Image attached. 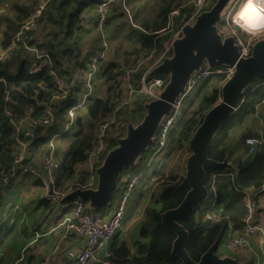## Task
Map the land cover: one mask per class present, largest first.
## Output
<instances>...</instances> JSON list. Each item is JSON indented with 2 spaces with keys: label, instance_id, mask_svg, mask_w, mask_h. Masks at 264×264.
Masks as SVG:
<instances>
[{
  "label": "trees",
  "instance_id": "1",
  "mask_svg": "<svg viewBox=\"0 0 264 264\" xmlns=\"http://www.w3.org/2000/svg\"><path fill=\"white\" fill-rule=\"evenodd\" d=\"M43 1L46 2L36 18V26L25 40L28 48L19 44L0 60V210L7 206L5 203L8 200H4V196L10 198L15 192L10 186L26 182L28 178L32 179L31 185L34 187L44 188V178L48 183V197L38 200L36 204V208L41 207L43 213L48 212L54 202L52 192L65 194L66 191L96 187V168L102 164L106 153L115 148L117 141L125 136L126 125H137L141 122L144 105L153 100L143 93H135L128 102H124L128 97L123 69L136 67L149 57L144 62L146 65L143 63L132 76L136 86L145 68L156 62L164 50V43L180 26L182 19L187 18L193 10L189 5L191 0H125L132 12L129 21L121 0L110 4L106 9V21L108 40L112 47L97 62L96 94L89 101L82 116L75 121V130L61 133L58 128L64 124L65 109L68 104L76 101L74 97L79 88L66 101H53L51 96L55 91L54 78H70L74 72L83 75L88 69L90 57L100 51L101 41L97 25L80 27L79 20L84 10L94 8L102 0H0V50H6L11 45L15 34L35 14ZM215 1L211 0L204 11L209 10ZM146 6L151 7L152 11L146 13ZM176 11L178 13L172 18L173 29L169 31L168 16ZM122 29H126L125 48L118 54L121 45L116 46L115 50L112 43L117 42ZM33 65L39 66L40 70L30 72ZM160 77L164 86L168 77ZM225 79L224 76L216 75L197 85L193 96L184 101L179 117L168 130L166 147L155 164L153 160L158 155L155 153L157 136L154 145L143 152L133 169L123 168L113 200L105 208L96 211L109 213L122 196L127 182L132 177L143 175L145 180L135 189V199L131 205L133 209L143 211L142 217L136 221L135 229H131L129 234L119 231L113 237L108 243L106 254L101 256L103 262L183 264L178 257L171 254L176 235L163 224L161 216L164 212L178 207L189 190L188 186L181 185V176L168 178L166 170L170 161L190 140L205 113L216 105ZM258 81L260 80L243 92L240 106L220 125L207 151L209 158L216 162L226 158L234 170L204 168L207 175V198L196 212L190 211L176 220L188 233L185 248L194 262H198L211 246L219 247L229 223L236 232L243 231L246 198L249 197L254 206H257L259 194L256 191L264 180V154H250L245 149L236 162L230 161V157L236 140L261 135L256 132L236 137V131L242 127L245 119L254 116L256 108L264 103V88L255 87ZM120 104L121 107L115 113L118 123L104 133L103 155L94 163V180L89 184L91 174L88 167L77 173L74 168L78 164L87 163L89 154L98 141V128L111 117L114 107ZM48 109L54 117L51 125L29 126L30 119L42 117ZM19 126L20 131L17 132ZM27 127L32 130V138L25 150V159L16 163L20 152L19 142L26 140L21 131ZM53 134H58L54 151L59 165L51 173L52 182H49L44 158L49 151L48 143ZM22 168L32 169L33 172L18 171L4 185V177H9L14 169ZM18 178L21 179L19 183ZM84 204L83 212L86 213L89 208L87 203ZM207 212L213 217V222L206 220ZM4 214L7 215V212ZM64 215L65 213L60 214L55 223L58 224ZM19 220L15 215H10L9 218H4V215L0 217V264H33L35 261L33 255L20 261V258L10 257L4 251L7 245H16ZM25 230L23 226L20 232Z\"/></svg>",
  "mask_w": 264,
  "mask_h": 264
},
{
  "label": "built area",
  "instance_id": "2",
  "mask_svg": "<svg viewBox=\"0 0 264 264\" xmlns=\"http://www.w3.org/2000/svg\"><path fill=\"white\" fill-rule=\"evenodd\" d=\"M118 0H102L94 8L86 9L81 13L80 16V27H88L92 24L97 25V29L100 33V51L95 53L90 57V63L88 69L80 75L79 72H74L70 78L66 77H56L55 80V91L51 96L53 101L64 102L68 100L69 95L76 89L79 91L75 94L74 102L68 104L65 109L64 125L61 133L71 132L74 129L75 121L80 118L83 114L84 109L89 104V101L96 94V79L95 74L97 71V62L104 58L108 52L109 48V34L106 21V9L112 4L116 3ZM211 0H191L189 3L193 10L191 14L186 18L189 24H193L195 17L204 11L208 3ZM46 2V1H45ZM43 1L42 5L36 10L35 14L31 16L28 20L24 22V25L15 34L11 41V45L6 48V50H0V60L6 57L8 51L12 50L15 46L21 44L27 47L25 42L28 34L32 32L36 26V18L40 15L44 7ZM122 7L130 21V11L125 3V0H121ZM244 0H231V2L224 8L221 14V22L218 26V32L222 36L232 37L234 43L237 47L238 56L241 58L250 57V53L254 43L258 40L264 38V31L262 32H250L238 27L236 23V15L239 12ZM178 12H173L168 16L169 24L168 29L171 31L173 29L172 18L176 16ZM180 36V26L171 36V41L163 45L164 50L158 56V59L153 64L147 66L141 75L140 82L134 86L133 74L136 73L140 66L143 65L144 61H141L139 65L132 68H124L122 75L125 85H127V99L124 102H128L132 95L135 93H144L151 99H155L157 92L163 86V79L159 76H152L151 70L158 65L165 57H169L171 53L170 43L172 40ZM31 51L35 52L33 49ZM149 59V57H148ZM147 59V60H148ZM40 70L39 66L33 65L30 68V72H38ZM234 72L233 66H215V68H208L206 66L202 67L198 71L190 74L187 79L183 91L178 94L172 106V111L167 115L160 124V129L158 131L157 138V149L156 152L164 149L167 144L168 130L171 125L179 117L182 105L185 100L192 97L197 85L200 83L216 77V75L224 76L227 80L232 76ZM262 86L264 88V80H260L255 83V87ZM220 98H218L217 102ZM120 105L114 107V112L111 117L105 121L97 130L98 141L94 150L89 154L90 157L87 161L89 165V171L91 174V180L89 184H92L94 180V175L92 174L94 163L99 157H101L102 151L105 147L104 133L105 131L117 124V118L115 113L120 108ZM54 122L53 113L50 109L46 113L37 119H30L29 126L34 127H46ZM24 129H31L30 127ZM22 129V130H24ZM20 131V126L17 127V132ZM32 132L27 131L23 137L26 140L19 142L20 152L17 155L16 163H21L25 159V150L27 148L29 139L32 138ZM58 134H53L49 140L48 146L49 151L44 158V164L46 167V172L48 175L49 182H52L51 173L58 168L59 162L55 156L54 142ZM244 145L250 154L260 153L264 154V136L259 135L255 137H247L244 140ZM32 169L22 168L20 170L14 169L9 177L3 178L4 185H7L11 178L17 174L18 171L26 173ZM42 178V176H39ZM43 179V178H42ZM145 180V176L139 175L132 177L126 184L122 196L115 203L113 209L110 213H101L94 210H89L86 213L83 212L85 209V204L79 199H75L67 204L63 209L65 213L64 218L56 224L50 232H57L58 242L54 247L55 250H59L63 247L65 249V263L66 264H91L92 261L96 260V253L106 247V245L113 239V237L120 231L122 223L126 215V207L130 200V195L134 189H136ZM44 184L47 187V182L44 178ZM65 194H57L52 192L54 202L59 203V200L63 198ZM257 194L264 193V180L261 186L256 191ZM245 213L242 219L243 231L236 232L234 227L229 223L228 229L223 235L221 241L223 246L228 252H239L243 251L247 253L252 259L254 264H264V207L255 208L254 203L250 198H246L245 201ZM141 210L136 212L137 219L142 217ZM206 220L211 222L214 221L210 213L207 212L205 216ZM39 237V235H37ZM73 239H80L83 241V245L79 250H73L70 246ZM220 241V242H221ZM37 264H49L47 258L39 260ZM100 264H114L111 262H100Z\"/></svg>",
  "mask_w": 264,
  "mask_h": 264
},
{
  "label": "water",
  "instance_id": "3",
  "mask_svg": "<svg viewBox=\"0 0 264 264\" xmlns=\"http://www.w3.org/2000/svg\"><path fill=\"white\" fill-rule=\"evenodd\" d=\"M230 2L231 0H216L209 10L195 17L193 24H189L186 18L182 19L180 36L170 43V56L151 70V75H166L168 81L157 97L144 105L141 122L137 125L128 123L125 136L117 141L115 148L106 153L102 164L95 170L97 184L94 189H75L59 200L60 204H67L79 199L87 203L89 210L94 211L105 208L113 200L123 168L133 169L143 152L154 145L160 124L171 113L174 101L183 91L189 75L204 66L210 69L215 66H233L232 76L220 87L219 101L205 113L188 141L190 155L185 161L181 185L188 186L189 191L178 207L161 216L163 224L176 235L171 254L183 264H240L229 256L219 257L215 246L203 253L198 262L192 261L185 248L188 233L176 223L177 219L188 212H196L207 198V175L204 168L234 170L226 158L216 162L209 158L207 151L220 125L240 106L243 92L255 81L264 80V39L254 43L250 57L241 58L234 39H222L218 32L222 11ZM258 114L264 119V115ZM27 131L32 132L31 129H24L21 135L24 136Z\"/></svg>",
  "mask_w": 264,
  "mask_h": 264
},
{
  "label": "crops",
  "instance_id": "4",
  "mask_svg": "<svg viewBox=\"0 0 264 264\" xmlns=\"http://www.w3.org/2000/svg\"><path fill=\"white\" fill-rule=\"evenodd\" d=\"M220 36L222 39L228 38L226 36H222V35ZM170 41H171V37L166 43ZM159 91L157 92L156 96L158 95ZM255 113L256 114H254V116L248 117L245 119L242 127L239 130H237V131H240L241 133L238 134V132L236 131L237 132L236 137H240V136L243 137L246 133L255 134L256 132L260 133L261 135H264L263 134L264 133V119L261 118L258 114V113H261L262 115H264V103L256 108ZM245 139L236 140V142L240 143V146L238 148L234 147L236 142L233 144V150H232L233 152L231 154L230 161L236 162L237 159L242 155V153L246 149L244 145ZM156 154L158 155L153 160L154 164L160 159V154H162V152H157ZM189 155H190V152L188 150V142H187L179 150V153L172 159L166 171L167 172L166 176L168 178H174V177L180 178V176L183 177L185 174V161ZM17 182L18 183L21 182V179L18 178ZM24 183L26 182H22L20 184L23 185L25 191L32 190L31 192L32 194H34V196H31L30 198H26L24 201L22 200L23 203L16 210L13 209L11 206L9 207L6 206V208L0 210V212H2L0 213V217L2 215L5 216L4 213L6 212L8 213L10 209L11 210L13 209V212L11 213V215L16 216L18 215V213L22 215V217L19 220L18 226H17L18 233L15 236L16 245H12V246L8 245V247L10 246V248L9 249L4 248L6 249L4 251L7 252L10 257H17L20 254L19 256L20 261L24 260L25 258L30 257V255H33L35 258V261L33 264H37L39 260L44 259V258H47L49 260V264H66L64 260L66 247L61 248L60 251L55 250L54 247L57 245V242H58V234L57 232L53 233L50 231L56 225L55 223L56 218L60 214L64 213L63 209L67 206L68 203L60 204L57 202H53L51 204L50 210L51 212L59 213V215L54 220H50L49 219L50 214H51L49 212L50 210H48V212L46 213H43L41 207L36 208V204L38 200L48 197V194H47L48 188L46 186L44 188L34 187L30 183V186L28 187V190H27V187L24 185ZM134 199L131 202L129 200V203L127 204L125 219L120 229L122 233L125 232L129 234L131 229H135L136 221L138 220L136 217V212L138 211V209L137 210L133 209L131 206ZM257 202L258 203H257V206H255V208L264 207V193L258 196ZM34 208H36V210L33 211ZM23 226H25L26 230L23 233H21L20 231ZM37 235H39V237H37ZM134 235H136V232L134 233ZM82 245H83L82 240L73 239L69 247H71L73 250H79L82 247ZM107 246L108 244L106 245L104 249L96 253V260L92 261L91 264H100V262H102L101 256L106 254ZM218 246L219 247L216 249V254L219 257L229 256L232 259H235L240 264H247L250 262L251 264H254V262H252L251 260L252 258L247 253L243 251L228 252L226 248L223 246L222 241L220 242ZM24 250L26 252H24ZM221 252H224V253H221Z\"/></svg>",
  "mask_w": 264,
  "mask_h": 264
},
{
  "label": "rangeland",
  "instance_id": "5",
  "mask_svg": "<svg viewBox=\"0 0 264 264\" xmlns=\"http://www.w3.org/2000/svg\"><path fill=\"white\" fill-rule=\"evenodd\" d=\"M150 11H152V9H151V7H149V6H146V8H145V12L146 13H149ZM130 15H132V12L130 11ZM130 21H131V18H130ZM120 33H119V38L117 39V42H115V43H112L113 44V47L115 48V50H116V46H118V45H121V47L122 48H120L119 49V51L117 52L118 54H120V52L125 48V45H124V43H125V34H126V29H122V30H120L119 31ZM112 47V45L110 44V42H109V48H111ZM145 61H147V59L145 60ZM144 65H146V63H144ZM196 90V89H195ZM195 92V91H194ZM143 95L144 96H146V94H144L143 93ZM148 97V96H147ZM149 98V97H148ZM121 107V106H120ZM118 123V122H117ZM64 125V124H63ZM63 125H61L59 128H58V130L59 131H62V129H63ZM109 129V128H108ZM75 130V129H74ZM238 132V134H240L241 132L240 131H237ZM240 146V143L239 142H236V144L234 145V147L235 148H238ZM160 152H162V151H160ZM175 157V156H174ZM59 158H61V155H59ZM172 161V160H171ZM171 161H170V163H171ZM170 163H169V165H170ZM88 163H85V164H78V165H76L75 166V168H74V171H75V173H77V172H79V171H81L83 168H85V166H87L88 167V169H89V165H87ZM169 165H168V167H169ZM168 169V168H167ZM167 171V170H166ZM31 181H32V179L31 178H28L27 179V181H26V183H24V185L27 187V190H28V187L30 186V183H31ZM29 182V183H28ZM10 189L13 191V190H15V192H14V194H13V196L12 197H10V198H8L7 196H4V200H8V202H4L6 205H7V207H9V206H11L13 209H18L19 208V206L23 203V201L26 199V198H30L31 196H34V194H32V190H28V191H25V189H24V187H23V185H21V184H16L15 186L14 185H11L10 186ZM22 193H21V192ZM135 194H136V192H135V189L132 191V193H131V195H130V202L134 199V197H135ZM23 200V201H22ZM30 203V202H29ZM13 209L11 210L10 209V211L7 213V215H5L4 216V218H9L10 217V215H11V213L13 212ZM51 214H50V220H54L58 215H59V213H56V212H51V210L49 211ZM19 215H21L20 213H18V215H16V217L17 218H21V216H19ZM13 218H14V216H13ZM5 248L6 249H9L10 248V246L8 247V245L7 246H5ZM6 249H4V250H6ZM221 253H224V252H221ZM230 254H232V253H230ZM19 256H20V254L17 256V259L19 258ZM16 258V257H15Z\"/></svg>",
  "mask_w": 264,
  "mask_h": 264
},
{
  "label": "clouds",
  "instance_id": "6",
  "mask_svg": "<svg viewBox=\"0 0 264 264\" xmlns=\"http://www.w3.org/2000/svg\"><path fill=\"white\" fill-rule=\"evenodd\" d=\"M236 23L246 31H264V0H244L236 15Z\"/></svg>",
  "mask_w": 264,
  "mask_h": 264
}]
</instances>
